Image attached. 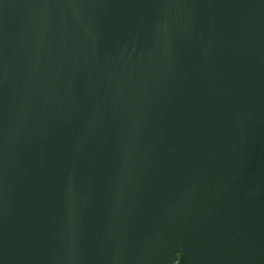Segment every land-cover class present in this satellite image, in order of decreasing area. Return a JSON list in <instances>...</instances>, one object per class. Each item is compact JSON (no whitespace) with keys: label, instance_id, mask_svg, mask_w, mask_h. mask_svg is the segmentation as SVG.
Instances as JSON below:
<instances>
[{"label":"water","instance_id":"95a60500","mask_svg":"<svg viewBox=\"0 0 264 264\" xmlns=\"http://www.w3.org/2000/svg\"><path fill=\"white\" fill-rule=\"evenodd\" d=\"M0 264H264V0H0Z\"/></svg>","mask_w":264,"mask_h":264}]
</instances>
